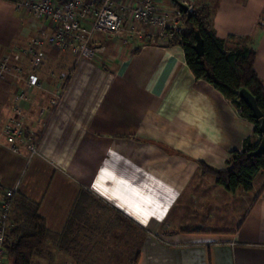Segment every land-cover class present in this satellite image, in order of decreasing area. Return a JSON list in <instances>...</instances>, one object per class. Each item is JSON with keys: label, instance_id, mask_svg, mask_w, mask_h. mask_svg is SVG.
Wrapping results in <instances>:
<instances>
[{"label": "crops", "instance_id": "1", "mask_svg": "<svg viewBox=\"0 0 264 264\" xmlns=\"http://www.w3.org/2000/svg\"><path fill=\"white\" fill-rule=\"evenodd\" d=\"M14 1L0 0V63L8 55L16 60L15 49L40 29L50 30ZM161 1L179 11L172 0ZM196 4L210 7L217 37L252 39L264 86V0ZM105 38L97 35L92 49ZM139 42L108 43L105 57L95 50L77 63L45 128L39 109L52 105L60 82L38 75L43 87L31 90L33 103L24 106L28 130L41 136L33 157L28 148L17 154L5 144L2 126L15 98L0 103L1 188L19 185L15 207L37 205L47 229L59 236L81 191L91 195L87 209L96 206L98 214L79 221L75 254L56 250L61 264H105L118 241H124L122 254L133 245L129 258L138 256V264H264V174L252 191L230 193L200 167L225 170L231 152L259 140L254 124L212 84L195 78L181 45ZM48 51L57 66L70 69L72 56L70 65L61 64L65 53ZM224 198L244 204L237 211L232 204L228 216Z\"/></svg>", "mask_w": 264, "mask_h": 264}, {"label": "built area", "instance_id": "2", "mask_svg": "<svg viewBox=\"0 0 264 264\" xmlns=\"http://www.w3.org/2000/svg\"><path fill=\"white\" fill-rule=\"evenodd\" d=\"M193 12L195 0H178ZM17 10L28 11L37 20H46L49 29H40L23 54L31 55L35 61L38 59L40 49L49 45L55 49L70 52L77 61H83L92 52L97 35H111L116 38H125L146 35L151 39L157 37L172 40L184 34L185 22L182 9L179 11L168 8L161 0H15ZM264 28V16L260 20ZM94 50V49H93ZM104 51L100 48L98 52ZM9 59L4 58L0 63V83L12 71L22 72L20 66L11 67ZM33 61V62H34ZM19 75V74H18ZM25 91L20 92L14 99L11 116L2 126L1 135L5 144L14 152L22 153V148L30 149V157L38 154L40 134L29 131L24 106L33 103L30 91L41 90L42 82L32 73L23 80ZM66 85L57 90L50 107L41 106L40 117L45 128L55 113V108L62 100ZM43 89V88H42ZM19 193V185L2 189L0 195V264H8L7 251L8 224L13 203Z\"/></svg>", "mask_w": 264, "mask_h": 264}, {"label": "trees", "instance_id": "3", "mask_svg": "<svg viewBox=\"0 0 264 264\" xmlns=\"http://www.w3.org/2000/svg\"><path fill=\"white\" fill-rule=\"evenodd\" d=\"M183 13L187 31L170 42L171 45H181L184 49L186 62L197 80H205L212 84L228 99L243 118L255 126L258 141L247 139L242 150L230 153L225 170H216L201 162L203 174L212 175L216 183L230 193L238 190L250 192L254 181L260 172H264V155L253 157L262 139L258 121L252 111L240 99L238 93L247 90L257 100L258 107L264 116V86L255 70L257 51L252 39L246 37H217L213 29V19L210 7L201 5L194 12ZM201 34L204 41V55L199 56L194 50L196 35ZM2 188L0 186V195ZM91 195L82 190L71 216L66 223L65 231L59 235L50 232L44 220L38 214V206L21 201L17 206L21 225H16L8 236L7 251L9 261L13 264H32L33 258L43 253L48 243H52L62 251L72 253L76 244L74 233L79 221L87 216V204ZM133 264H138V256Z\"/></svg>", "mask_w": 264, "mask_h": 264}, {"label": "rangeland", "instance_id": "4", "mask_svg": "<svg viewBox=\"0 0 264 264\" xmlns=\"http://www.w3.org/2000/svg\"><path fill=\"white\" fill-rule=\"evenodd\" d=\"M199 6H201V5H197L196 4V0H195L194 7H192V8H194L193 12L197 8H199ZM186 31H187V28H186V25H185L184 33H186ZM35 36L30 38V42H29V44L27 46H25L23 48L15 49V52H16V55H17L16 56L17 57L16 60H14L13 58L9 59V65L11 67L20 66L22 68V72L21 73H17L15 71H12L10 74L7 75L6 79L3 82H1L2 84L0 83V88H1V92H2V94L0 95V99H1L0 103L3 104V105H4V102L6 100H10L12 97L14 99L20 92H22L21 89H19V83H21L22 80L26 81L28 76L30 74H32V73H35L37 76L39 74H40V76L43 75L44 77L50 76L53 81L60 82V86H59V88L57 90L62 89L61 87L66 85V83L68 81V78L70 76L69 74L72 73L73 68L77 65V63L80 62V61L78 62L77 59L70 52L58 50V49H55L54 47L49 46V45H47L44 48L40 49L41 56L38 59H35V61H34V59H33V57L31 55H29V54L25 55V54H23L22 51L27 50L29 48V46H30L31 42L33 41V39L35 38ZM106 37L107 38H105V40L103 39L105 41V43L102 44L103 46H107L108 43L110 45L112 42H114L116 44H119L122 47V46L128 45L130 43H133L135 41H138V42L142 41L144 43H150V44H152V43H154V44H163V45L167 44L166 43L167 40L163 41L161 39H158L155 36L152 37L151 39H149V37H147L146 35H140V36L138 35V36H134L133 38H131V37L116 38V37H113L111 35H106ZM103 46L100 45L99 47H95L94 50L92 49V52H90L88 54L87 58L94 54L93 51L96 50L95 52L97 53L99 51V49L102 48ZM49 49L51 51H53V52H56V53L57 52L58 53H65L64 54L65 56L61 59L62 60V62H60L61 64H64L66 61L69 63V61H70L69 57L72 56L73 60H72V65H71L70 69H69V67L57 66V64L54 63L55 62L54 61L55 60L54 57L57 56V55H55V54L51 53L50 51H48ZM107 52H108V49L106 48L105 51L99 52L98 55L105 57L106 55H108ZM9 56L10 55H8L7 58ZM26 65H29V68H27ZM69 65H70V63H69ZM51 100L52 101L54 100V95H51ZM5 105L6 106L11 105V102H9L7 104L5 103ZM4 123H6V122H4ZM261 174L263 175L264 172H260L259 173V175H261ZM202 175L203 176H210L213 180L216 181L215 177L212 176V175H206V174H203V173H202ZM256 179H257L256 180V184L259 186V184L262 181L261 176H259V178H256ZM224 199L226 200V198H224ZM232 200L233 201L235 200V202L233 203ZM13 201H14L13 209H12V213H10L11 215H10V220H9V224H8V236L10 235L11 230L16 225H21L22 221H23V218L20 217L21 214H19L18 209L15 207V205H16V203H15L16 202V197H15V199ZM232 204L236 206L235 209L237 211L239 209V207L243 206L244 201L241 198H233V199L231 198V199H227L225 202L222 201L220 205H221L222 208H226V214H228V216H230L231 212H227V209L231 210V207L233 206ZM93 205L94 204H92V206ZM14 207H15V209H14ZM96 209H97L96 206H94L92 208V211L90 210L92 212V216L94 218H96L95 215H96V213L98 211ZM90 213H89V211L87 209V216ZM233 213L235 214L236 212H233ZM85 218L83 220H85ZM13 220H14V222H13ZM79 226H80V224H79ZM77 228H76V230H77ZM74 235H75V233H74ZM74 240H76L75 237H74ZM123 243H124V241H118V242H114L113 243V245L111 247H113L112 251L115 254L113 256H111V255H108L107 257L103 256L106 259V263L105 264H109V261L111 262V264H133V262L135 261V257H137V256L134 255V256L129 258V256H130L129 254H130V252H132L134 250V247H133V245H131L129 250L128 249L125 250L124 254L119 253L121 251V249H122L121 248V244H123ZM75 249L77 250L76 244L73 247V252H72L73 254L76 253ZM56 250L62 251L61 249H59L54 244L48 243L47 246L45 247V250L43 251V253L38 254V255H36L33 258L32 264H61L60 263V258H58L57 255H56L57 254ZM62 252L68 253L67 251H62ZM81 258L84 261L85 257H81ZM8 264H13V263H12V261H9Z\"/></svg>", "mask_w": 264, "mask_h": 264}, {"label": "water", "instance_id": "5", "mask_svg": "<svg viewBox=\"0 0 264 264\" xmlns=\"http://www.w3.org/2000/svg\"><path fill=\"white\" fill-rule=\"evenodd\" d=\"M175 4H177L184 13L188 12V8L185 5H182L178 0H172ZM194 50L197 52L199 56L204 55V41L201 37V34L197 33L196 35V44L194 45ZM240 99L248 106V108L252 111L253 117L258 121L259 131L262 134V139L258 145L256 151H254L251 156L257 157L264 155V116L261 110L258 107V103L256 98L247 90H241L238 93Z\"/></svg>", "mask_w": 264, "mask_h": 264}]
</instances>
